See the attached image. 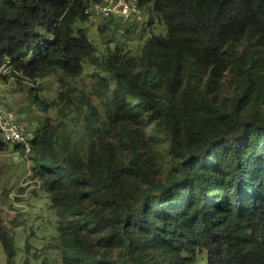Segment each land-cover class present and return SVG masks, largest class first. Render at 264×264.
<instances>
[{"label": "trees", "instance_id": "1", "mask_svg": "<svg viewBox=\"0 0 264 264\" xmlns=\"http://www.w3.org/2000/svg\"><path fill=\"white\" fill-rule=\"evenodd\" d=\"M101 1L0 0V59H11L12 77L60 72L76 78L85 61L105 73L97 72L91 86L103 115L74 88L49 106L35 102L85 107L89 124L141 123L145 108L166 124L180 157L132 204L130 183L146 176L138 134L126 132L129 164L109 158L103 168L90 161L84 171L65 139L56 142L43 125L27 131L33 175L59 219L65 264H196L199 255L205 264H264V115L242 114L248 105L264 104V0H137L148 22L156 14L166 33L150 34L136 58L118 47L96 55L86 30L75 27L90 18L87 6ZM230 65L239 80L226 111L210 94ZM6 144L0 140V150ZM87 193L97 208H84ZM93 235L115 255L98 256ZM0 244L13 264L14 239L1 220Z\"/></svg>", "mask_w": 264, "mask_h": 264}, {"label": "rangeland", "instance_id": "2", "mask_svg": "<svg viewBox=\"0 0 264 264\" xmlns=\"http://www.w3.org/2000/svg\"><path fill=\"white\" fill-rule=\"evenodd\" d=\"M75 27L86 30L89 40L96 48V55L99 56L106 55L113 47H118L122 52L136 58L150 34L166 33L160 18L153 13L148 22V14L144 10L140 20L122 22L116 18L97 17L95 20L89 18L86 22H77ZM241 49L242 46H236L234 51ZM97 72L105 74L89 61H85L83 72L76 78L62 76L60 72L31 80L18 81L15 77L7 78L4 80V97L29 133L34 134L37 127L43 125L47 135H51L56 142L65 139L74 159L78 160L84 171L90 161L94 168L99 169L104 167L109 158H112L113 162L129 164L133 152L126 132L138 134L141 141L136 144V149L140 154L139 161L143 162L146 168V176L139 174L133 178L130 190L126 192V198L132 204H138L137 192L146 188L149 181H163L180 158L172 149L169 129L160 117L141 108V123L89 124L84 119L85 107L76 109L73 103L59 101L57 106L44 108L34 101L36 97L49 106L52 101L59 100L61 93L74 88L84 91L96 111L103 115L99 100L91 94V86L96 81ZM187 79L185 72L184 83ZM206 79L207 74H201L199 85L203 86ZM238 80L239 76L230 65L214 87L215 91L210 94L212 101L228 111ZM254 111L264 115V104L248 105L242 110V114L248 115ZM31 156V152L24 154L8 144L0 150V220L14 239L16 253L12 261L13 264H65L59 219L49 193L33 175ZM88 189L87 185H81L83 192ZM87 194L83 200L84 208H97L98 205L91 195ZM89 240L95 246L98 256L115 255L114 248H100L97 244L98 238L94 235ZM204 261L206 262V256L199 255L196 264H205ZM0 264H9L1 244Z\"/></svg>", "mask_w": 264, "mask_h": 264}, {"label": "built area", "instance_id": "3", "mask_svg": "<svg viewBox=\"0 0 264 264\" xmlns=\"http://www.w3.org/2000/svg\"><path fill=\"white\" fill-rule=\"evenodd\" d=\"M86 13L94 20L101 18H116L126 22L140 20L142 10L137 0H102L92 2L86 8ZM14 72L12 61L9 57L0 59V140L12 145L24 154L31 152V146L26 128L18 120L17 114L10 108L4 97V80L12 79Z\"/></svg>", "mask_w": 264, "mask_h": 264}]
</instances>
